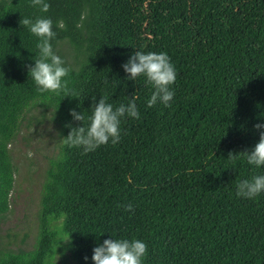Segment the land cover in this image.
<instances>
[{
    "label": "trees",
    "instance_id": "obj_1",
    "mask_svg": "<svg viewBox=\"0 0 264 264\" xmlns=\"http://www.w3.org/2000/svg\"><path fill=\"white\" fill-rule=\"evenodd\" d=\"M46 2L44 13L32 0H0V218L14 183L9 145L26 114L51 109L62 135L43 186L37 247L3 252L0 264H50L64 240L72 264H94L93 249L113 238L146 243L143 264H264V192L245 199L236 187L264 166L228 158L253 149L254 126L264 123V0ZM39 17L53 21V50L70 69L58 93L29 76L40 38L20 21ZM135 50L168 54L171 107L149 108L155 89L144 75L128 78L122 65ZM102 97L114 109L135 97L139 119L121 118L115 145L88 153L66 145V125L83 126L70 110L87 123Z\"/></svg>",
    "mask_w": 264,
    "mask_h": 264
},
{
    "label": "clouds",
    "instance_id": "obj_2",
    "mask_svg": "<svg viewBox=\"0 0 264 264\" xmlns=\"http://www.w3.org/2000/svg\"><path fill=\"white\" fill-rule=\"evenodd\" d=\"M33 6H39L40 10L47 13L50 4L46 0H32ZM22 26H28L30 32L40 38L37 44L39 57L34 60V66H29V76L34 80L41 91H51L58 93L66 88L63 80L70 69L65 66V61L57 55L51 44L56 33L53 31V21L50 18L39 17L33 22L28 18H22ZM63 27L62 22H58ZM125 72L129 74V79L136 80L140 75L146 77V83L155 90L151 98L147 101L149 108L158 102L166 107H171L170 101L175 92L171 90V85L176 80V69L171 63L166 52L134 51L130 59L122 65ZM74 96V93H67L66 96ZM133 97L127 105L121 104L117 108L107 102L106 97H102L92 106V115L85 123L84 113H79L75 109L70 110V115L76 122H82L83 126L66 125L71 130L63 142L70 147H81L85 153L96 150L102 145L111 141L113 145L120 140V120L126 114L129 117L139 119V111ZM255 129L259 131V141L251 150L239 154L230 152L229 159H237L243 154L248 164L257 168L264 166V123H257ZM237 195L245 199H254L264 192V175H254L250 179L237 180ZM126 211L132 210V205L125 206ZM146 243L138 240L128 239H106L103 244L93 249L92 260L94 264H143V258L147 253ZM87 260L88 258L85 257Z\"/></svg>",
    "mask_w": 264,
    "mask_h": 264
},
{
    "label": "rangeland",
    "instance_id": "obj_3",
    "mask_svg": "<svg viewBox=\"0 0 264 264\" xmlns=\"http://www.w3.org/2000/svg\"><path fill=\"white\" fill-rule=\"evenodd\" d=\"M60 50L74 67V51L65 41ZM61 128L51 109L35 108L22 120L15 140L9 145L15 167L9 193V208L0 218V254L22 253L37 247L40 234L39 213L43 186L53 160L59 157ZM65 240L49 257L50 264H72Z\"/></svg>",
    "mask_w": 264,
    "mask_h": 264
}]
</instances>
